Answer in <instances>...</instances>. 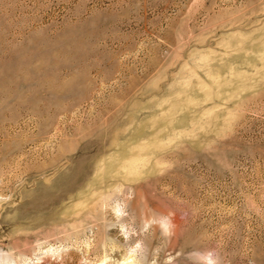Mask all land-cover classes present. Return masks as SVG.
Wrapping results in <instances>:
<instances>
[{
	"label": "rangeland",
	"instance_id": "obj_1",
	"mask_svg": "<svg viewBox=\"0 0 264 264\" xmlns=\"http://www.w3.org/2000/svg\"><path fill=\"white\" fill-rule=\"evenodd\" d=\"M264 264V0H0V264Z\"/></svg>",
	"mask_w": 264,
	"mask_h": 264
},
{
	"label": "clouds",
	"instance_id": "obj_2",
	"mask_svg": "<svg viewBox=\"0 0 264 264\" xmlns=\"http://www.w3.org/2000/svg\"><path fill=\"white\" fill-rule=\"evenodd\" d=\"M209 264H211V261H209Z\"/></svg>",
	"mask_w": 264,
	"mask_h": 264
}]
</instances>
